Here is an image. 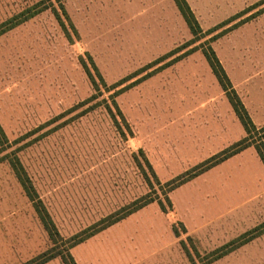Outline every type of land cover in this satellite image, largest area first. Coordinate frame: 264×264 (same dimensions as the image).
Here are the masks:
<instances>
[{
	"label": "rangeland",
	"instance_id": "1",
	"mask_svg": "<svg viewBox=\"0 0 264 264\" xmlns=\"http://www.w3.org/2000/svg\"><path fill=\"white\" fill-rule=\"evenodd\" d=\"M185 1L196 36L173 0H0V33L36 13L0 35V235L48 236L13 165L56 229L47 251L71 254L78 245L70 249V239L151 199L143 219L131 222L132 235L120 236L126 262L112 264H264L263 167L262 177L252 169L256 185L245 186L240 164L229 166V205L195 198L201 214L189 230L176 221L172 201L184 206L207 184L176 193L181 186H170L186 173L176 159L178 122L189 118L182 107L227 104L203 56L209 47L264 123V0ZM142 220H154L155 229L140 230ZM115 237L89 247L109 249Z\"/></svg>",
	"mask_w": 264,
	"mask_h": 264
},
{
	"label": "crops",
	"instance_id": "2",
	"mask_svg": "<svg viewBox=\"0 0 264 264\" xmlns=\"http://www.w3.org/2000/svg\"><path fill=\"white\" fill-rule=\"evenodd\" d=\"M242 104L246 109L252 124L255 127H264V123L256 121L258 118L251 114V110L248 106L245 103ZM182 112L189 118L178 122L181 131L177 133L176 143L178 146V140L181 138L182 146L180 151L176 152L178 157L176 159L185 162V172L201 165L216 155H219L231 146L242 141L246 136V133L235 116L228 100L227 104L222 105V107L215 105L214 103H199L198 105L191 106L185 105L182 107ZM195 112H197V115H195V119H193V113ZM232 116L234 119L231 121ZM246 159L249 160V168L245 169L242 168V166H244L243 161ZM232 164L236 166L240 164V170H238V172L240 175L242 174L244 176L245 181L247 182L245 186L250 185L249 183L253 184L254 182L256 185L255 171L260 173V177L263 175L262 167L264 168V166L261 164L254 147L252 146L243 150L182 185L175 191L176 193L188 188H194L198 183H204V180L205 184H207V187L204 189L201 196L197 194L189 196L186 202H184L186 200L184 199V206L172 201L174 213L177 215L176 221L183 224L187 230L192 226L194 227L196 223H199L196 219L201 214V209L199 206L193 205L194 200H196L195 198H197L198 202H202L203 205L208 201L212 203V206H220L221 204L222 207H225L226 205H229L231 175L225 177V171ZM252 169L255 174H252ZM150 207L151 206L146 207L141 211L132 214L74 248L71 252L72 255L70 254V256L75 264H112L113 261H120L121 259L126 262L127 253L124 246H122L125 237L120 236L132 235L130 232L131 222L143 219L141 215H143ZM155 214L157 215L153 216L158 220L163 219L165 223L167 222L164 214L157 213L156 211ZM142 221L143 223L140 225V230H148L149 228L152 230L155 229L156 223L154 220L151 221V223H145L144 220ZM137 232H135V234ZM102 235H116V240H114V243L110 244L109 249L102 250L100 248L89 247L92 243L99 240ZM47 238V235H0V264H26L32 261L36 257L47 252ZM81 250L87 252L86 256L81 255ZM45 264L63 263L62 261L53 259Z\"/></svg>",
	"mask_w": 264,
	"mask_h": 264
},
{
	"label": "trees",
	"instance_id": "3",
	"mask_svg": "<svg viewBox=\"0 0 264 264\" xmlns=\"http://www.w3.org/2000/svg\"><path fill=\"white\" fill-rule=\"evenodd\" d=\"M173 2L175 4L177 10L179 11L180 15L182 16L185 24L187 25L189 31L191 32V34L193 36H196L197 34H199L201 32L199 25H198L194 15H193L192 11L190 10L187 2L185 0H173ZM35 14L36 13L29 15L28 17H26L25 19H23L17 23H12L11 21L7 22L4 25L5 29H3L1 31L0 35L5 33L6 31L12 30L13 28H15L18 25L23 24L24 22H26L30 18L34 17ZM56 16H57V19L59 20L58 15H56ZM60 25L62 26L61 22H60ZM203 56H204V58L208 64L212 74L216 78L220 88L222 89L223 93L225 94L235 116L237 117L238 121L242 125V127L246 133V137L242 141L231 146L230 148H228L224 152L220 153L219 155H216L215 157H213V158L205 161L201 165L195 167L194 169H192L191 173L186 172L184 177L176 180L175 183H172L170 185L171 190H175L176 188L182 186L183 184H186L187 182L193 180L194 178L200 176L201 174L207 172L211 168L221 164L222 162L228 160L229 158L235 156L236 154L242 152L243 150H245L249 147H252V146L254 147L260 161H261V157H264V144H263L264 127L260 128V129H256L255 126L252 124L246 109L244 108L242 102L240 101L239 97L237 96L234 89L232 88V86L229 82V79L226 76L224 70L222 69V67H221L218 59L216 58L213 50L209 47L207 51L203 52ZM253 133L257 134L259 140L255 143L251 144L249 142L250 140H248V139ZM3 139H4V134L0 128V144L2 143ZM145 163L150 168V165L148 164L146 159H145ZM12 169H13L19 183L21 184L25 194L27 195L28 199L34 205V209H35V212L37 214V217H38L41 225L43 226L44 230L47 232L50 241L52 243H54V239H55L54 237L58 236V235H56V229H55L52 221L50 220V217L48 216V214L46 213V211L44 210L43 207H41V211L37 207V204L40 205V201L38 200V198H36V196L35 197L33 196L34 191L32 189V186L30 185V182L27 179L24 180L21 177V173L23 175L22 169L18 166H13V165H12ZM152 202L153 201L151 199L140 201V202H135L131 206H128L127 208L122 209V210L118 211L117 213H115V214L107 217L106 219L100 221L98 224H96L91 229H88L82 235L76 236V237H73L72 239H70V242H71L70 249L81 244V243H83V242H85L86 240L95 236L96 234L110 228L111 226L119 223L120 221L126 219L127 217L131 216L132 214H134V213L138 212L139 210L143 209L144 207L148 206ZM158 205H159L161 211L163 213H165L166 208L160 202H158ZM168 206H169V208H171L169 202H168ZM254 237L255 236H251L248 239L241 241L240 243L237 244V246L234 249H238V248L242 247L243 245H245L248 242H250L251 240H253ZM234 249H232V250H234ZM228 253H230V251H227L226 253L218 255L216 260H218L219 258H221V256H224L225 254H228ZM55 258H60L63 264H75V262L73 261V259L69 253L64 255L61 253H54L53 250H49V251L45 252L44 254L36 257L35 259H33L32 261H30L26 264H45V263H47V262H49Z\"/></svg>",
	"mask_w": 264,
	"mask_h": 264
},
{
	"label": "snow or ice",
	"instance_id": "4",
	"mask_svg": "<svg viewBox=\"0 0 264 264\" xmlns=\"http://www.w3.org/2000/svg\"><path fill=\"white\" fill-rule=\"evenodd\" d=\"M261 164L264 165V157H261Z\"/></svg>",
	"mask_w": 264,
	"mask_h": 264
}]
</instances>
